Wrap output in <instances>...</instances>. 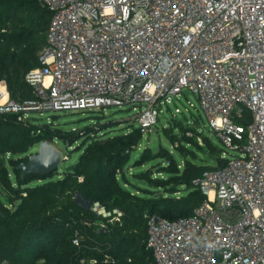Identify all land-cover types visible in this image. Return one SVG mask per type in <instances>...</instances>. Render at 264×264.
<instances>
[{
  "label": "built area",
  "instance_id": "built-area-1",
  "mask_svg": "<svg viewBox=\"0 0 264 264\" xmlns=\"http://www.w3.org/2000/svg\"><path fill=\"white\" fill-rule=\"evenodd\" d=\"M39 2L51 20L41 67L26 76L34 100L15 105L1 81L0 115L127 106L145 136L164 105L191 91L211 132L241 154L223 152L224 167L193 180L205 200L192 216L146 215L147 248L156 264H264V0Z\"/></svg>",
  "mask_w": 264,
  "mask_h": 264
},
{
  "label": "trees",
  "instance_id": "trees-1",
  "mask_svg": "<svg viewBox=\"0 0 264 264\" xmlns=\"http://www.w3.org/2000/svg\"><path fill=\"white\" fill-rule=\"evenodd\" d=\"M50 20L51 13L39 0H0V82H6L15 105L34 100L26 76L41 67ZM30 113L22 110L0 115V188L8 199V205L0 200V264H156L147 248L149 225L145 216L155 214L168 220L192 216L205 200L193 187V180L226 164L220 157L223 152L211 139L179 123L176 129L181 138L175 130L167 135L173 145L178 143L175 151L184 157L183 168L166 148L152 158L146 155L144 162L159 157L168 165L159 170L165 175L163 179L154 178L152 171L136 176L150 186L142 188L126 174L144 137L137 126L133 124L127 133L110 135L119 125L109 121L97 129L87 126L82 133L66 132L39 126L30 117L19 121ZM250 122L251 114L245 112L239 123L247 126ZM199 137L215 157V165L193 162L198 159L195 149H201ZM56 139L68 146L83 140L76 150L81 152L77 162L63 173L58 169L47 177L22 178L17 168L28 162V152L37 144ZM181 191L185 194L175 196ZM76 192L108 211L123 212V216L111 221L114 216L103 218L79 207Z\"/></svg>",
  "mask_w": 264,
  "mask_h": 264
},
{
  "label": "rangeland",
  "instance_id": "rangeland-1",
  "mask_svg": "<svg viewBox=\"0 0 264 264\" xmlns=\"http://www.w3.org/2000/svg\"><path fill=\"white\" fill-rule=\"evenodd\" d=\"M8 90V88H7ZM9 93V92H8ZM10 99V94H9ZM163 112L160 116L155 127L152 128L151 132L143 137L142 143L138 146L137 150L132 154L131 162L129 163L126 174L130 182L140 186L142 188H150L146 181L139 180L136 176L141 173L152 171L154 178H164V173H159L162 167L167 166V162L163 158H153L148 162H144V158L149 156L152 158L158 154L161 148L168 149L173 153L179 163V167L183 168L184 157L180 156L175 151V146L168 137L170 131H174L175 134H179L181 138L182 133L176 129L177 124L181 123L186 127H193L196 129V133H201L203 136L211 139L218 150L225 152L227 158L234 156H240V151L229 150L219 138L211 132L209 121L207 120L205 113L201 108L198 97L191 91L185 90L179 98H176L171 104L164 105L162 108ZM103 111V110H102ZM28 117L34 118V123L39 126H50L51 130L60 128L66 132H83L87 126H91L95 129L99 128L101 123L113 121L119 126L113 129L109 134L116 135L119 133H127L128 129L134 124L133 117L136 114L133 107H109L103 113L99 112H41L35 110H29ZM136 126V124H134ZM98 126V127H97ZM191 136V135H190ZM53 140V138L51 139ZM201 149H195L197 152V158L193 160L194 163L201 166H213L215 165V157L210 155V149L205 146L202 137L198 139ZM58 150L63 154L64 160L62 161L59 170L61 173L65 172L70 166L74 165L79 159L80 153L76 151L83 145V140L75 143L73 146H68V143H64L56 139L52 141ZM39 145H35L26 156L35 154L39 150ZM192 148V147H188ZM145 156V157H144ZM191 159V157H188ZM11 170V167H10ZM14 182L15 179L12 176ZM32 183L31 186H34ZM127 189L135 191L130 186H125ZM156 190V189H154ZM157 191V190H156ZM159 192V191H158ZM184 191L177 193L175 196H182ZM0 200L8 205V199L4 192L0 188Z\"/></svg>",
  "mask_w": 264,
  "mask_h": 264
},
{
  "label": "water",
  "instance_id": "water-1",
  "mask_svg": "<svg viewBox=\"0 0 264 264\" xmlns=\"http://www.w3.org/2000/svg\"><path fill=\"white\" fill-rule=\"evenodd\" d=\"M63 160L62 152L49 141H44L40 143L38 152L30 155L28 162L22 163L17 169L21 171L22 178L29 175L47 177L59 169ZM75 202L85 210H91L94 205L93 200H87L80 192H76Z\"/></svg>",
  "mask_w": 264,
  "mask_h": 264
}]
</instances>
